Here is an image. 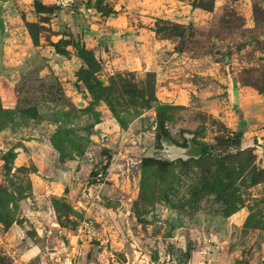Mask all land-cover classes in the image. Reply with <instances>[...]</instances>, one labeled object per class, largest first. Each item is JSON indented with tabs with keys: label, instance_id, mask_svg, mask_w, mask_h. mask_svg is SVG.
Listing matches in <instances>:
<instances>
[{
	"label": "rangeland",
	"instance_id": "rangeland-1",
	"mask_svg": "<svg viewBox=\"0 0 264 264\" xmlns=\"http://www.w3.org/2000/svg\"><path fill=\"white\" fill-rule=\"evenodd\" d=\"M126 1L18 7L30 47L0 73V264H264V0ZM80 4L165 43L87 44ZM188 137L197 159L179 155Z\"/></svg>",
	"mask_w": 264,
	"mask_h": 264
},
{
	"label": "crops",
	"instance_id": "crops-1",
	"mask_svg": "<svg viewBox=\"0 0 264 264\" xmlns=\"http://www.w3.org/2000/svg\"><path fill=\"white\" fill-rule=\"evenodd\" d=\"M25 1L27 0H0V73L6 71L8 68L6 66H8L10 62L9 54L12 46L20 49L24 45V47H30V38L28 37L26 29L24 28V23L18 12V7L22 6ZM134 1L135 0H132V2ZM121 3L125 6L127 1L123 0L122 2V0H120L119 4L114 6L113 4L111 5L114 9L119 10L122 9ZM78 10H80V13L76 12V24H74L73 28L82 32L83 38L87 44H108L114 50H120L122 47L129 45L131 50L140 51L144 46L147 50L150 48L156 50V46H159L160 43H165V40L160 42V40L151 39V34L146 29H139L137 31L133 29L135 27L132 24L134 17L130 12L122 13L125 14L123 20V18L121 19V14L116 16H104L100 12H87L82 4L79 5ZM130 28L133 32L124 36V33L129 31ZM126 36H128V40ZM166 41L169 42L168 39H166ZM25 62L26 64H33L36 62V58H29V61ZM16 63L18 62L14 64ZM25 71H27V69L24 67L14 69V73H10L9 78H13V81H15L19 79L20 75ZM3 77L4 76L0 74V79ZM254 111L256 112V108ZM247 119L250 123L254 122L252 116H248ZM262 140L264 141V137Z\"/></svg>",
	"mask_w": 264,
	"mask_h": 264
},
{
	"label": "water",
	"instance_id": "water-1",
	"mask_svg": "<svg viewBox=\"0 0 264 264\" xmlns=\"http://www.w3.org/2000/svg\"><path fill=\"white\" fill-rule=\"evenodd\" d=\"M6 1V0H3ZM179 155L183 157H199L203 152V146L196 144L190 137L187 138V146L179 149Z\"/></svg>",
	"mask_w": 264,
	"mask_h": 264
},
{
	"label": "built area",
	"instance_id": "built-area-1",
	"mask_svg": "<svg viewBox=\"0 0 264 264\" xmlns=\"http://www.w3.org/2000/svg\"><path fill=\"white\" fill-rule=\"evenodd\" d=\"M106 2H109L110 4L116 5L120 3V0H105Z\"/></svg>",
	"mask_w": 264,
	"mask_h": 264
},
{
	"label": "trees",
	"instance_id": "trees-1",
	"mask_svg": "<svg viewBox=\"0 0 264 264\" xmlns=\"http://www.w3.org/2000/svg\"><path fill=\"white\" fill-rule=\"evenodd\" d=\"M186 143H187V138H186ZM205 152H206V147L203 146V152H202V154L205 153ZM202 154H201V155H202ZM190 158H191V159H197V158H194V157H190ZM144 160H147V159H143V161H144ZM145 166H146V165H145Z\"/></svg>",
	"mask_w": 264,
	"mask_h": 264
}]
</instances>
